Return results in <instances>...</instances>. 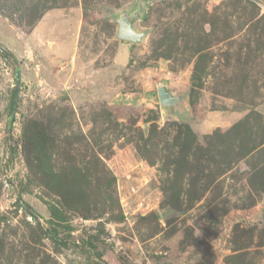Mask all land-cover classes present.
<instances>
[{"label": "rangeland", "instance_id": "rangeland-1", "mask_svg": "<svg viewBox=\"0 0 264 264\" xmlns=\"http://www.w3.org/2000/svg\"><path fill=\"white\" fill-rule=\"evenodd\" d=\"M0 48V264H264V0H0Z\"/></svg>", "mask_w": 264, "mask_h": 264}, {"label": "water", "instance_id": "water-1", "mask_svg": "<svg viewBox=\"0 0 264 264\" xmlns=\"http://www.w3.org/2000/svg\"><path fill=\"white\" fill-rule=\"evenodd\" d=\"M120 37L126 40H137L138 35L133 32L131 24H124L121 25L120 27ZM15 79H16L15 98H14L12 113L9 119L8 131H11V127L14 122V117H15L19 93H20L21 72L19 67L16 68ZM161 94L164 96L163 92H161Z\"/></svg>", "mask_w": 264, "mask_h": 264}, {"label": "trees", "instance_id": "trees-1", "mask_svg": "<svg viewBox=\"0 0 264 264\" xmlns=\"http://www.w3.org/2000/svg\"><path fill=\"white\" fill-rule=\"evenodd\" d=\"M0 55H1V57L3 59H5L7 61H10V60H13L14 59L13 54L9 50H5V49H1L0 48ZM99 264H107V263L105 262V263H99Z\"/></svg>", "mask_w": 264, "mask_h": 264}]
</instances>
